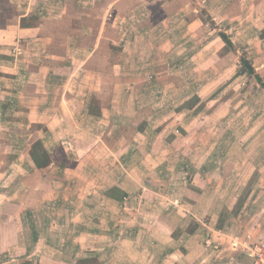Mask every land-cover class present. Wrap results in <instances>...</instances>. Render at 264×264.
Here are the masks:
<instances>
[{"label":"crops","instance_id":"0c3cea01","mask_svg":"<svg viewBox=\"0 0 264 264\" xmlns=\"http://www.w3.org/2000/svg\"><path fill=\"white\" fill-rule=\"evenodd\" d=\"M87 1L0 0V264H252L244 247L264 240V207L246 206L264 185L242 196L260 184L249 177L241 192L219 196L210 189L233 176L194 179L188 170L160 179L151 162L161 128L142 105L170 87L167 71L183 69L185 58L214 55L222 64L244 52L261 58L250 61L264 74V0H105L98 8ZM112 21L132 26L130 37L120 28L111 37ZM207 30L210 45L220 43L205 52ZM195 31L204 37L197 53ZM127 41L131 62L149 61L144 74L124 72ZM162 46L180 59L169 69L153 61ZM186 120L166 138L187 134L195 124ZM151 185L172 189L151 194L169 207L133 210ZM254 213L258 227L236 230ZM206 217L214 220L207 225Z\"/></svg>","mask_w":264,"mask_h":264},{"label":"rangeland","instance_id":"374dc122","mask_svg":"<svg viewBox=\"0 0 264 264\" xmlns=\"http://www.w3.org/2000/svg\"><path fill=\"white\" fill-rule=\"evenodd\" d=\"M104 1L105 0H96L93 2V0H89L84 4L85 6H94L95 4L94 7L98 8ZM85 10L90 11V7L88 9L85 8ZM157 15H155V17ZM82 16H91V14L87 15L83 13ZM112 27L115 28V33L112 30L114 34H112L111 37H118V32L116 33V30L120 28L127 32L128 38L134 29L132 26H121L120 23L113 21ZM95 28L97 31L98 25H96ZM208 30L213 31V33L215 32L213 27H208ZM208 30L206 31L205 38L203 37V33L200 38L197 31L191 36L194 46L196 45L193 48L196 50V53L198 52V47L201 46L199 43H202V38H204L203 41L206 40V46L212 48L207 49L201 47V51L216 50L217 44L220 43L215 42L210 45L213 34H207ZM151 31L152 30L148 31L149 34L152 35V37L155 36L156 33H152ZM198 37L200 41L194 42ZM129 45H131V42L127 41L124 52L127 51L126 55H128V61L124 59L125 61L124 64H122V68H124V65H127V63L128 65L124 72L127 73L126 75H128V77L144 74V69L150 66L149 64V66L145 67L144 64L149 61H132L135 63L133 64L130 61L131 52L129 51ZM163 48L166 49V47L162 46V49H160L161 52H163ZM163 53V56L160 55V57H156V60H153L155 61L154 64L158 63V67L166 66L165 69H169L170 66L173 64L176 65L180 60L177 59L176 56H170L166 52ZM236 54L239 55L240 52H236ZM243 54L244 52L241 53L238 58L234 56L233 59L227 60L226 63L223 62L224 64H219V59L214 55L205 58V60L199 55L185 58L183 69L175 70L170 68V71H167L166 76L167 79H170V87H164V89L162 88L159 91L155 90V93L152 95V97L155 96L154 104L142 105V108L153 111L151 117L156 119V122L153 124H159L161 128L160 138H158L156 143V146L159 148L158 150L161 151L165 145L167 146L164 147V149L168 152H156V158L154 162H151V165H158L157 167L155 166L154 169L158 172L156 176L159 175L160 179H171L173 176L180 178L181 175H185L186 171L189 170L188 175L193 172L194 179L200 177V173L205 180L213 178L216 181H224L227 178L229 179L230 176H233L230 184L225 185L221 190L220 187L223 185H217L218 187L210 189V193L214 195L225 196L228 192L236 194L238 189L239 192H241L242 188H244V182L249 177L253 182L255 179L257 180L259 178L260 184H257L251 189L250 187L253 184L250 183V185L242 191V196L248 190H252L256 193L260 188L262 189V184L264 185V91H262L264 74L259 73L261 80H258L255 74L252 73H235L243 68L241 60L244 56ZM251 59L250 60L253 62L261 61V58L257 57ZM235 64H237L238 68L231 73L233 68L236 67ZM220 66L225 67L227 71L216 73V70L218 71ZM230 79L233 82H227L225 87L218 90L213 89L216 84H222ZM215 91L217 95L214 94ZM193 93H195V95H193ZM188 117H191L190 122L193 123L194 121L195 126L188 125L191 129L187 131V134H185L186 132H179L178 137L173 138L169 136L167 139L166 133L175 130L183 123H187L188 121L186 119ZM164 120L165 122H162ZM147 139L150 140V137ZM186 146H190L191 152H195L192 153L191 159L182 151L183 147ZM195 158H198V166H196ZM202 158L206 160L202 162ZM147 162L150 163V161ZM184 167L185 170L183 171L185 173L182 171ZM184 175L182 177H184ZM232 181L237 183V185H234L233 189ZM162 187L165 188L166 191H172L168 186L162 185ZM162 187L151 185L149 189L145 190L144 195H147L146 197L144 196L143 199L132 201V209L136 211L152 210L157 211V213L161 210L165 211L169 207L168 203L158 202L151 195L154 192L165 193ZM176 190L180 192V186H178ZM258 202H254L251 199V202L247 204L246 207L249 205H255L258 209L264 207V193H262V197ZM173 204L180 207L178 202ZM213 204H215L214 201H212V205ZM217 205L218 202H216L214 207ZM179 214L178 217L181 216V213ZM138 215L140 216V213H138ZM174 218L175 220L178 219L176 217ZM191 219L192 222L193 220H197L196 218ZM200 219H202V221L205 219L204 222L207 225L210 224L208 223L209 220L211 222L214 220L212 217H209V220L208 217ZM239 219L246 222L244 224L240 221L238 222V228L236 230L242 232L245 230H254L262 221V218L255 213L249 216L244 214V217ZM192 222L191 226L193 225ZM211 226H213V223H211Z\"/></svg>","mask_w":264,"mask_h":264},{"label":"built area","instance_id":"2783aa9c","mask_svg":"<svg viewBox=\"0 0 264 264\" xmlns=\"http://www.w3.org/2000/svg\"><path fill=\"white\" fill-rule=\"evenodd\" d=\"M244 252L253 257L252 264H260L264 262V240L259 239L254 243H250L244 247Z\"/></svg>","mask_w":264,"mask_h":264},{"label":"trees","instance_id":"16d2710c","mask_svg":"<svg viewBox=\"0 0 264 264\" xmlns=\"http://www.w3.org/2000/svg\"><path fill=\"white\" fill-rule=\"evenodd\" d=\"M225 40L227 43L231 44L230 40H228L227 38H225ZM241 60L243 63V68L238 73H245V72L252 73V74H255V76L258 80H261V76L255 72L254 67H253L252 63L250 62V60L246 56H243L241 58ZM263 86H264V84H263Z\"/></svg>","mask_w":264,"mask_h":264}]
</instances>
